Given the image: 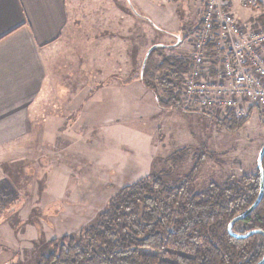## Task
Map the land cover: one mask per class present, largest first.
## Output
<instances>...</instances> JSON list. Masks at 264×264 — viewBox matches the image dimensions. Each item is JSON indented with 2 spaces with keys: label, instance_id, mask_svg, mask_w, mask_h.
Listing matches in <instances>:
<instances>
[{
  "label": "rangeland",
  "instance_id": "obj_1",
  "mask_svg": "<svg viewBox=\"0 0 264 264\" xmlns=\"http://www.w3.org/2000/svg\"><path fill=\"white\" fill-rule=\"evenodd\" d=\"M149 1L152 11L161 14L162 25L177 22L175 27L153 23ZM178 1L69 2L61 56L56 52L49 59L51 75L65 88L52 93L50 103L48 96L45 101L57 104L60 94L61 104L77 106L87 97L89 107L81 108L76 121L79 109L74 106L70 116L40 125L44 141L11 146L13 151L28 144L35 151L9 153V175L0 187V224L7 225L0 226V264H37L51 250L52 240L80 237L121 188L150 172L177 182L195 169L194 191L256 172L264 143V108L251 107L238 117H245L241 126L229 129L215 121L229 116V110L206 108L212 116L195 105L162 109L140 82V67L155 44L165 46L150 57L155 64L161 55L191 63V37L201 24L203 1ZM236 1L247 11L245 19L255 13L264 28V0L259 8ZM182 85L181 80V91ZM45 150L51 153L49 161Z\"/></svg>",
  "mask_w": 264,
  "mask_h": 264
},
{
  "label": "trees",
  "instance_id": "obj_2",
  "mask_svg": "<svg viewBox=\"0 0 264 264\" xmlns=\"http://www.w3.org/2000/svg\"><path fill=\"white\" fill-rule=\"evenodd\" d=\"M164 47L149 48L140 67V82L153 92L160 108L187 110L180 82L192 65L188 59L163 55L155 64L150 57ZM215 61L211 60L212 67ZM201 111L213 116L212 111ZM244 119L230 113L215 121L236 129ZM262 169L264 175V155ZM194 172L177 182L150 172L125 185L80 237L52 240L51 250L39 256L37 264H256L264 254V235L236 237L227 227L255 201L259 170L223 184L210 183L201 191L191 188ZM232 229L239 234L264 232V192L257 206Z\"/></svg>",
  "mask_w": 264,
  "mask_h": 264
},
{
  "label": "crops",
  "instance_id": "obj_3",
  "mask_svg": "<svg viewBox=\"0 0 264 264\" xmlns=\"http://www.w3.org/2000/svg\"><path fill=\"white\" fill-rule=\"evenodd\" d=\"M161 1L180 4L178 0ZM69 2L72 0H0V187H4L9 175V153L19 155L35 151L33 147L28 150V144L21 148L13 147L15 149L12 151L11 146L15 142L44 141L45 128L40 125L66 118L75 113L78 107L73 117V121H76L81 108L89 107L87 102L90 99L87 97L77 106L74 103L76 107L61 104L64 100H61L60 94L57 100L60 108H57L55 100L49 105L52 93H59L65 88L62 82L55 80L54 74L51 75L49 59L56 52L57 57L61 56L62 35L69 21ZM147 5V10L154 14L149 16L153 23L165 28L175 27L177 16L175 25H162L161 14L152 11L150 1ZM241 5L236 0L233 2L235 16L241 21L249 20L260 26L254 19L255 13L245 19L247 11H243ZM47 96L50 99L48 105L45 101ZM71 96L72 93L66 98L67 102ZM46 106H49V113H46ZM63 107L68 111L62 112ZM36 149L42 151L38 147ZM43 153L49 161L51 153L47 150ZM1 225L7 227L4 223Z\"/></svg>",
  "mask_w": 264,
  "mask_h": 264
},
{
  "label": "built area",
  "instance_id": "obj_4",
  "mask_svg": "<svg viewBox=\"0 0 264 264\" xmlns=\"http://www.w3.org/2000/svg\"><path fill=\"white\" fill-rule=\"evenodd\" d=\"M202 1L201 24L191 37L192 67L182 79L183 104L222 108L236 117L264 108V28L237 18L234 0ZM242 1L259 8L260 0Z\"/></svg>",
  "mask_w": 264,
  "mask_h": 264
},
{
  "label": "water",
  "instance_id": "obj_5",
  "mask_svg": "<svg viewBox=\"0 0 264 264\" xmlns=\"http://www.w3.org/2000/svg\"><path fill=\"white\" fill-rule=\"evenodd\" d=\"M263 155H264V143H263L262 147L260 148V150L258 152V156H257V160H256V167L259 170V178H260V185H259L258 195H257L255 201L243 213H241L240 215H237L236 217H234L230 221V223L228 224V227H227L228 232L230 234L236 236V237L244 238L246 236H249V235H252V234H256V233H259V234H263L264 235V232L263 231L256 230V229L250 230V231H248L245 234H239V233H236V232H233L232 231L233 224L236 221L241 220L246 215H248L257 206V204L259 203V201H260V199L262 197V194L264 192V175H263V169H262V158H263ZM263 263H264V254H263L262 258L260 259V261H258L256 264H263Z\"/></svg>",
  "mask_w": 264,
  "mask_h": 264
}]
</instances>
